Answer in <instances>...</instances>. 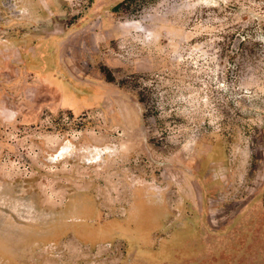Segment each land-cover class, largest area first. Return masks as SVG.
I'll list each match as a JSON object with an SVG mask.
<instances>
[{"label": "rangeland", "instance_id": "obj_1", "mask_svg": "<svg viewBox=\"0 0 264 264\" xmlns=\"http://www.w3.org/2000/svg\"><path fill=\"white\" fill-rule=\"evenodd\" d=\"M121 1L0 0V264H264V0Z\"/></svg>", "mask_w": 264, "mask_h": 264}, {"label": "trees", "instance_id": "obj_2", "mask_svg": "<svg viewBox=\"0 0 264 264\" xmlns=\"http://www.w3.org/2000/svg\"><path fill=\"white\" fill-rule=\"evenodd\" d=\"M129 0H122L121 2H119L117 5H115V8L118 9L119 7H122L123 5H125V3H127ZM186 252L190 253L191 252V249L190 248H187L185 250ZM185 258H186V255H184Z\"/></svg>", "mask_w": 264, "mask_h": 264}, {"label": "crops", "instance_id": "obj_3", "mask_svg": "<svg viewBox=\"0 0 264 264\" xmlns=\"http://www.w3.org/2000/svg\"><path fill=\"white\" fill-rule=\"evenodd\" d=\"M73 264H88L87 262L86 263H81L80 261L77 262V263H73Z\"/></svg>", "mask_w": 264, "mask_h": 264}]
</instances>
